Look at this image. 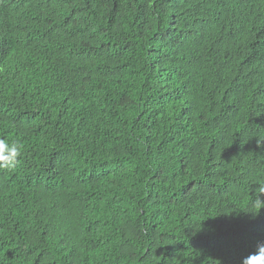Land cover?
<instances>
[{"label": "trees", "instance_id": "obj_1", "mask_svg": "<svg viewBox=\"0 0 264 264\" xmlns=\"http://www.w3.org/2000/svg\"><path fill=\"white\" fill-rule=\"evenodd\" d=\"M0 138V264H241L264 0H0Z\"/></svg>", "mask_w": 264, "mask_h": 264}, {"label": "clouds", "instance_id": "obj_2", "mask_svg": "<svg viewBox=\"0 0 264 264\" xmlns=\"http://www.w3.org/2000/svg\"><path fill=\"white\" fill-rule=\"evenodd\" d=\"M23 145L17 140L8 138H0V168L14 169L22 156ZM264 195V186L259 187V194L253 198L252 207L255 211L246 213L251 214L255 219L262 208H264V200L260 199ZM241 264H264V242H258L256 251L241 259Z\"/></svg>", "mask_w": 264, "mask_h": 264}]
</instances>
